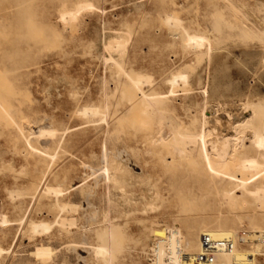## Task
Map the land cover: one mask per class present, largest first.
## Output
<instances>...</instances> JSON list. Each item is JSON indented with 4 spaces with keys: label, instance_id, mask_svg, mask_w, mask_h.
I'll use <instances>...</instances> for the list:
<instances>
[{
    "label": "rangeland",
    "instance_id": "rangeland-1",
    "mask_svg": "<svg viewBox=\"0 0 264 264\" xmlns=\"http://www.w3.org/2000/svg\"><path fill=\"white\" fill-rule=\"evenodd\" d=\"M82 1L90 6L77 9ZM263 7L264 0H0V264H148L147 251L155 240L147 233L152 224L174 225L184 233L182 218L192 214L227 216L237 224L235 232L251 231L246 216L236 215L252 209L246 200L228 209L226 203L217 208L210 200L190 205L177 198L171 179L192 168L199 151L184 155L191 167L178 157L169 164L174 172L169 166L161 169L172 156L169 150L160 153L152 141L158 109L148 105L150 114L142 106L118 119L125 103L123 91L114 87L130 69L132 75L151 76L154 92L172 90L166 113L171 120L164 119L169 125L162 128L168 133L198 127L196 101L205 88L208 105L216 110L213 128L208 123L213 136H232L225 126L241 112L234 107L238 99L227 87L214 95L212 77L225 56L230 66L242 50L264 48V33L249 34L242 25L247 12L248 19L264 26ZM63 11L75 13V19H57ZM168 16L179 22L168 25ZM185 31L205 33L208 41L201 48L187 46ZM123 43L124 53L118 47ZM234 72L230 67L229 79L237 77ZM182 73L186 81L171 86L170 80ZM245 73L242 78L252 85V74ZM258 91L263 95L264 87ZM85 104L96 105L100 113L77 115ZM46 128L57 131L53 139L33 138L34 148L26 145L29 130ZM112 164L130 175L121 170L128 176L118 171L115 181H104L103 168L112 173ZM47 166L51 172L45 185L70 190L58 199L65 210L54 195L39 194ZM157 191L166 200L153 198ZM70 217L77 218L74 225L61 227L58 221ZM34 223L47 225V231L33 230ZM111 224L123 231V249L97 262L88 246L95 242V231ZM105 244L110 247L109 240ZM39 245L53 249L51 255H34ZM257 257L262 264L263 257Z\"/></svg>",
    "mask_w": 264,
    "mask_h": 264
},
{
    "label": "bare ground",
    "instance_id": "bare-ground-1",
    "mask_svg": "<svg viewBox=\"0 0 264 264\" xmlns=\"http://www.w3.org/2000/svg\"><path fill=\"white\" fill-rule=\"evenodd\" d=\"M231 2H233V0H231ZM89 6L90 4L86 3V1H82L76 5L77 9ZM245 12L246 11L244 10V13ZM244 15L245 16H243L242 19H245V22L242 23V25L249 31V34L260 36L261 33H264V26L261 27L256 24V22H252V18H249V20L247 18L249 16L247 12ZM57 19L62 22L64 20H73L75 19V13L63 11ZM165 19L167 23H169L168 25L177 24L179 22L172 16H168ZM187 31L184 32V36L187 40L186 44H188L187 46L192 48H201L203 43L208 41V36L205 33L201 35H190ZM108 43V46L112 47L111 43ZM125 45L126 44L123 43L118 46L122 53H124V48L126 47ZM207 49L210 50L209 47H207ZM227 59H229L228 56H225L223 61L219 62L221 69L216 68L214 71V75L212 77V93L214 95H221L222 90H224L223 87H227L236 95V98L238 99L236 101L237 104H235L234 107L241 110V112L235 114L233 120L227 121L229 123L226 126L221 124L232 129L234 132L232 136L223 135L222 137H217L218 134H216L215 137L213 136V131L209 127L212 126L210 123L214 124L217 121L215 117L216 110L211 105H208L209 97L207 98L205 88H202V92H199L198 90L201 97L200 100L196 101L199 116L198 127L183 131L184 133L175 127L178 130L175 132L178 133L175 137L174 127V129L172 128L173 133H168L169 131L165 132L164 129H162L164 124L169 125V122L164 119L171 120V117L166 113L169 110L168 105L170 103V98L174 93L172 90L163 93H156L151 87L153 82L152 78H150L151 76L146 74L132 75L131 72H128L130 69L126 72H122L125 75L122 83L120 82L114 87V90L120 88L123 91L121 98L123 103H125L124 109L116 115V117H119L118 119L124 117L129 112L140 110L142 106H147L148 108V105L152 104L158 109L157 111H159L160 114V119L157 124L158 133H156L157 135L155 136V140L152 141L156 147L157 145L159 146L157 148H160V153H164V151L167 152L169 150V153H167L172 156V159L169 158L170 161H167L166 159L162 161L160 164L161 169H167L169 164L171 162L174 163L178 157L180 159L183 157V160L186 159V162H188L187 157L184 155H193L195 151H199L195 157L193 155V160L195 162L189 155L190 157L188 160H192V168L185 169V172H183L181 176L179 175V178L176 179L175 175L171 179L172 183L175 184L172 185V187L176 190L178 199L181 200L183 198L182 200L184 202L187 201L190 205H200L205 201L210 200L215 204V206H217V208L220 207L221 204L226 203L228 209H231L232 205H238L237 203L246 200L247 206L252 207L248 213L245 212L236 214L237 216H246L247 225L251 228V231L245 229L235 232L237 224L227 216L223 218L220 216H205L203 218L202 216L204 215L196 217V215L192 213V215H186V217L182 218L184 233L180 228L175 227L174 225L164 226L152 224L153 226L147 230V233H149V235H153L155 239L147 251V258L150 256L149 253H152V264H180L183 255L187 257L199 252V237L206 233L212 235L213 237L221 238L226 235H233L239 238V242L237 244L238 247L234 252L221 255L217 258V260L221 263L226 264L232 260H241L247 254L259 257L264 256V245L262 244V239L264 238V94L260 96V91L257 92V89L260 90L264 87V48H261L260 50H242L241 54L233 55L232 64L230 66L225 62ZM117 67L119 69L121 68L119 66ZM230 67L235 68L234 74H236L237 77L234 79H229ZM245 71H250L252 74V85L250 83L248 86V83H246V81L242 78V76L246 75V73L244 74ZM185 79L186 74L182 73L170 80L171 86H174L178 80ZM166 82L169 83L168 81ZM257 96H259V100H253V98ZM148 112L150 114L153 113L150 109L148 111L146 110V113ZM76 113L83 118H89L99 114L100 110L94 104H85V106L77 109ZM229 114L230 113H228V116ZM208 123L210 126H208ZM220 126L219 128L222 127ZM215 128H217V126ZM224 130L225 128L223 131ZM56 132L57 131L53 128L38 129L37 131L29 130L26 137L24 136L26 145L34 148L31 145V140L33 138L49 136L53 139L56 136ZM215 132H217L216 129ZM58 144H60V142ZM36 153L44 154L45 152L42 153V151H37ZM173 163H171V165ZM180 163L181 162H179V164L175 163V165L178 164L181 166L182 164L180 165ZM191 163L188 162L190 167ZM133 165L134 164H132V166ZM120 167L119 165L112 164V173H110L108 167L103 168V180L115 181L117 179L116 174L120 175V173L117 172H120L122 170L121 168H124V166ZM169 167H171L174 172L176 167ZM180 168L181 167H179V169ZM122 171L121 173H123ZM126 171L127 170L124 172ZM50 172L51 171L48 166L41 172L42 184L40 186V190L42 193L38 191L39 186H37V188L33 190L35 192L32 193V199L35 198L39 192L42 196L48 194L54 195L56 197V202H58L60 197L64 198L67 193L70 192L68 187H54L48 183L45 185L47 175ZM126 173L128 174L129 172ZM123 176H126V174ZM130 177L132 178V176H129L128 178ZM41 181L38 185H40ZM153 198L166 200L167 196L162 195L157 191ZM57 205L61 210L67 209V205H64L62 202H58ZM72 209L76 211L75 207ZM181 209L182 212L186 210L185 207H181ZM206 209L208 208L205 207L203 211ZM76 220L77 218L70 217L68 219H61L58 223L61 227H68L74 225ZM109 228L110 229L95 231V242L88 246L92 258H94L97 262H104L112 253L119 252L123 249L120 238L123 231L116 224H111ZM32 229L47 231L48 228L47 225L43 223H34L32 224ZM160 233H163L162 236H159ZM107 240L110 241V247L108 248L105 244ZM1 250L2 249L0 248V252ZM52 251L53 249L48 248L47 246L39 245L34 248L33 254L43 258L49 257Z\"/></svg>",
    "mask_w": 264,
    "mask_h": 264
},
{
    "label": "built area",
    "instance_id": "built-area-1",
    "mask_svg": "<svg viewBox=\"0 0 264 264\" xmlns=\"http://www.w3.org/2000/svg\"><path fill=\"white\" fill-rule=\"evenodd\" d=\"M239 238L233 235L225 237H213L210 234H203L199 237L200 250L198 253L189 256H182L180 264H224L217 260L221 255L232 253L238 247ZM264 245V238L262 239ZM264 247V246H263ZM148 264H152V253H149ZM257 256L247 254L241 260H232L226 264H257ZM264 264V256L262 258Z\"/></svg>",
    "mask_w": 264,
    "mask_h": 264
}]
</instances>
